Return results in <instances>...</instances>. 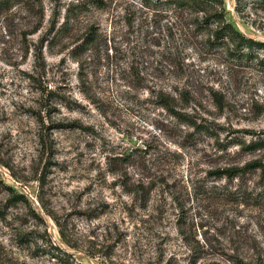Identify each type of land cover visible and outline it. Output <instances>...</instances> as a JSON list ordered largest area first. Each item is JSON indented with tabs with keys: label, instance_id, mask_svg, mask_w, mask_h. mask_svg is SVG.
Masks as SVG:
<instances>
[{
	"label": "rangeland",
	"instance_id": "374dc122",
	"mask_svg": "<svg viewBox=\"0 0 264 264\" xmlns=\"http://www.w3.org/2000/svg\"><path fill=\"white\" fill-rule=\"evenodd\" d=\"M223 2L264 43L254 0ZM191 23L142 0H0V264H264V53Z\"/></svg>",
	"mask_w": 264,
	"mask_h": 264
},
{
	"label": "trees",
	"instance_id": "16d2710c",
	"mask_svg": "<svg viewBox=\"0 0 264 264\" xmlns=\"http://www.w3.org/2000/svg\"><path fill=\"white\" fill-rule=\"evenodd\" d=\"M143 6L150 10L171 8L178 11L182 16H187L191 20L192 29L196 32H202L209 27H215L212 33L211 45H220L230 55H235V58L241 60H250L251 53L261 51L264 53V43L253 40L244 36L239 31L235 30L233 26L225 19V8L223 0H142ZM253 3V2H252ZM253 8L264 12V0H254ZM248 7L247 0H235V12L242 16ZM93 42V38L88 42L78 46V49L85 51L86 46ZM231 46L232 49H229ZM76 54V53H75ZM264 60H259L258 63H263ZM159 104L164 107L173 117L181 119L182 115L173 110L171 100L168 96L162 95ZM187 121V120H183ZM199 127V126H196ZM233 172L232 170H229ZM17 199L24 200L23 196L12 194L10 202L14 204Z\"/></svg>",
	"mask_w": 264,
	"mask_h": 264
}]
</instances>
